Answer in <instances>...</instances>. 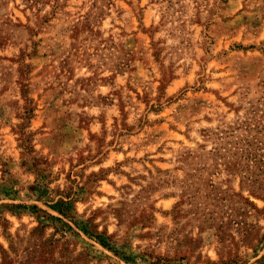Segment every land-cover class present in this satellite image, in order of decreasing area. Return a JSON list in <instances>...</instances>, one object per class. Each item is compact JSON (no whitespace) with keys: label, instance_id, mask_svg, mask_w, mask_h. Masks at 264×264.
I'll list each match as a JSON object with an SVG mask.
<instances>
[{"label":"rangeland","instance_id":"1","mask_svg":"<svg viewBox=\"0 0 264 264\" xmlns=\"http://www.w3.org/2000/svg\"><path fill=\"white\" fill-rule=\"evenodd\" d=\"M0 264H264V0H0Z\"/></svg>","mask_w":264,"mask_h":264}]
</instances>
